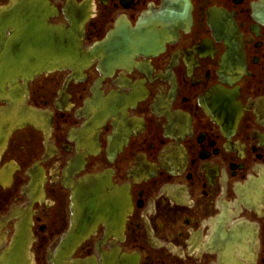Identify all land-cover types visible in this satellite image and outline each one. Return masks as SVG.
Segmentation results:
<instances>
[{"label": "flooded vegetation", "instance_id": "flooded-vegetation-1", "mask_svg": "<svg viewBox=\"0 0 264 264\" xmlns=\"http://www.w3.org/2000/svg\"><path fill=\"white\" fill-rule=\"evenodd\" d=\"M73 35L81 75L37 73ZM22 263L264 264V0H0V264Z\"/></svg>", "mask_w": 264, "mask_h": 264}, {"label": "water", "instance_id": "water-1", "mask_svg": "<svg viewBox=\"0 0 264 264\" xmlns=\"http://www.w3.org/2000/svg\"><path fill=\"white\" fill-rule=\"evenodd\" d=\"M42 4H41V8H42ZM42 14V12H41ZM45 17H43V15H41V45L43 44L42 39H43V34L44 32H42V30L46 31L48 28H50L48 26V24L46 25L45 22H43V19ZM45 39V38H44ZM47 39V38H46ZM48 41L51 42V39H47ZM49 42V43H50ZM52 44V43H50ZM83 44L82 42V38L81 37H76V36H72L71 40H70V45L72 46V49H40L39 53H40V65L41 68L39 69V72H43L45 70H49L51 69L52 65L57 63L58 61H62L63 58L66 56V58H70L71 63H72V70L75 72H80L82 71L81 68H86L88 66V64L91 62L92 58L94 57V53L91 52H85L83 49H79V47H81ZM65 51V54H61L59 52ZM94 51V50H93ZM48 65V67H42V66H46ZM78 191V193L81 191L80 186L76 189ZM92 195L95 197V193H92ZM95 200V199H94ZM96 201V200H95ZM77 206H78V211H80V207H81V202L80 199L77 202ZM96 209V208H95ZM78 224H82V219L81 217L78 218L77 220ZM81 227V225H79ZM79 228V227H78ZM80 229V228H79ZM23 264V263H22Z\"/></svg>", "mask_w": 264, "mask_h": 264}]
</instances>
